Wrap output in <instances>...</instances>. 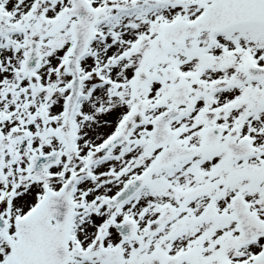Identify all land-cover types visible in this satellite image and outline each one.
Instances as JSON below:
<instances>
[{
	"label": "snow or ice",
	"instance_id": "6c2138e0",
	"mask_svg": "<svg viewBox=\"0 0 264 264\" xmlns=\"http://www.w3.org/2000/svg\"><path fill=\"white\" fill-rule=\"evenodd\" d=\"M0 264H264V0H0Z\"/></svg>",
	"mask_w": 264,
	"mask_h": 264
}]
</instances>
